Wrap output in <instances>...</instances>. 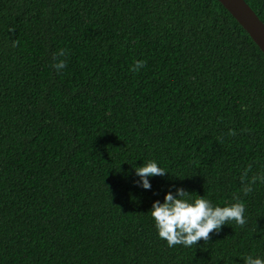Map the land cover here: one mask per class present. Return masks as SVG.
Returning a JSON list of instances; mask_svg holds the SVG:
<instances>
[{"label":"trees","instance_id":"16d2710c","mask_svg":"<svg viewBox=\"0 0 264 264\" xmlns=\"http://www.w3.org/2000/svg\"><path fill=\"white\" fill-rule=\"evenodd\" d=\"M245 1L264 23V0ZM146 159L167 171L148 189ZM177 186L238 198L245 223L169 247L149 209ZM249 254L264 255V54L221 3L0 0V264Z\"/></svg>","mask_w":264,"mask_h":264},{"label":"clouds","instance_id":"9594fccd","mask_svg":"<svg viewBox=\"0 0 264 264\" xmlns=\"http://www.w3.org/2000/svg\"><path fill=\"white\" fill-rule=\"evenodd\" d=\"M57 55L63 56L64 50L60 49ZM143 63V60H138L134 67L139 68ZM53 66L59 71L64 68L65 60L57 59ZM133 169L139 177V185L145 189L151 187L150 176L164 175L167 172L155 159H146L141 165L133 166ZM241 190L248 193L252 191V185ZM149 210L157 235L169 247L176 244L192 246L200 238L207 240L210 230L218 231L226 221L234 220L238 225H243L246 221L245 205L238 198L223 205L213 204L204 195L192 196L180 186L176 187L175 193L166 191L163 200L154 199ZM243 259L244 264H264V255L249 254Z\"/></svg>","mask_w":264,"mask_h":264},{"label":"water","instance_id":"95a60500","mask_svg":"<svg viewBox=\"0 0 264 264\" xmlns=\"http://www.w3.org/2000/svg\"><path fill=\"white\" fill-rule=\"evenodd\" d=\"M264 54V23L245 0H218Z\"/></svg>","mask_w":264,"mask_h":264}]
</instances>
